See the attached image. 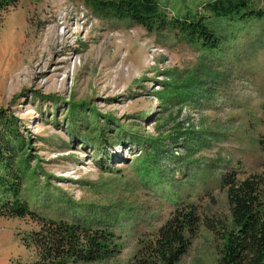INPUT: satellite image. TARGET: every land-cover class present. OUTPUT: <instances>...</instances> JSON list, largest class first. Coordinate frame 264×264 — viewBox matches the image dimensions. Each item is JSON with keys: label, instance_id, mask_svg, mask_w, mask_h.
<instances>
[{"label": "rangeland", "instance_id": "obj_1", "mask_svg": "<svg viewBox=\"0 0 264 264\" xmlns=\"http://www.w3.org/2000/svg\"><path fill=\"white\" fill-rule=\"evenodd\" d=\"M210 0H159L168 18L208 17L219 42L189 43L106 18L87 0H18L0 11V110L17 119L35 174L22 198L46 219L108 229L128 264L181 204L212 218L177 264H219L229 223L219 177L255 176L264 202L262 18L209 16ZM180 134V135H179ZM38 224L0 218V264H34Z\"/></svg>", "mask_w": 264, "mask_h": 264}, {"label": "trees", "instance_id": "obj_2", "mask_svg": "<svg viewBox=\"0 0 264 264\" xmlns=\"http://www.w3.org/2000/svg\"><path fill=\"white\" fill-rule=\"evenodd\" d=\"M18 0H0V11ZM96 12L106 18H128L147 31L170 27L189 43L213 49L219 42L208 19L191 9L179 17L168 18L159 0H87ZM205 13L220 19H258L263 11L254 9L251 0H210ZM180 135V134H179ZM24 137L17 119L0 110V218L29 217L38 229L22 239L34 250V264H91L116 256L119 245L108 229H92L75 222L42 218L29 209L22 198V181L35 174L29 161L21 156ZM22 152V153H21ZM258 177L239 180L235 172L219 177L229 205V223L220 224L222 247L219 264H264V202ZM200 225L217 235L212 218L201 219L193 204H181L150 237L140 244L128 264H177L184 256Z\"/></svg>", "mask_w": 264, "mask_h": 264}]
</instances>
